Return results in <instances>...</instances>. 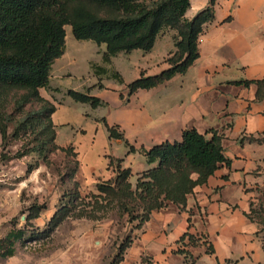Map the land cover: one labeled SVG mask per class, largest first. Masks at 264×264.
I'll use <instances>...</instances> for the list:
<instances>
[{"label":"trees","instance_id":"16d2710c","mask_svg":"<svg viewBox=\"0 0 264 264\" xmlns=\"http://www.w3.org/2000/svg\"><path fill=\"white\" fill-rule=\"evenodd\" d=\"M217 2L209 0L205 9L188 20L185 16L191 8V0H0V135L3 145L8 144L9 128L14 125L12 138L34 137L16 158L35 153L47 161L50 154L60 149L75 159V166L69 174L70 179H74L79 168L78 154L73 146H57L56 126L52 120L57 108L40 93L49 88L52 67L65 54V28L70 26L79 41L106 46L102 59L106 67L96 66V72L98 76L119 83H123L122 75L107 68L113 58L133 51L149 53L164 30L176 32L174 50L165 60L169 67L150 76L142 72L128 85V102L139 90L163 85L175 76L185 74L194 65L200 56V37L206 25L215 20ZM229 84L247 88L255 84L258 87L256 101H264V80ZM68 95L75 102L90 104L94 109L104 105L103 100L92 96L90 90H69ZM34 103L41 104V109L26 113V107ZM23 114L25 116L16 121V117ZM102 121L109 139L123 141L128 154L140 153L152 167L138 173L133 184V170L122 167L123 159L111 158L110 167L117 164L114 178L98 182L95 192L86 196L81 194L80 184L75 182L74 188L64 194L46 231L32 232L27 237L29 223L39 219L46 209L45 206H32L26 226L14 227L0 240L2 258L13 257L17 243L48 239L70 218L98 221L108 211L116 210L141 230L155 211L167 209L171 204L186 211L188 197L197 187L207 185L222 166H232L233 161L225 155L223 137L215 130L209 131L211 137H208L195 128L186 129L180 142L166 141L151 149H137L126 139L120 126L109 125L105 118ZM238 143L241 146L246 143L262 146L264 133L242 136ZM190 213L187 231L176 241L180 248L173 252L183 257V264L197 263L192 249L207 247V255H216L208 234L191 232ZM131 244V238L122 243L111 264H121Z\"/></svg>","mask_w":264,"mask_h":264},{"label":"rangeland","instance_id":"374dc122","mask_svg":"<svg viewBox=\"0 0 264 264\" xmlns=\"http://www.w3.org/2000/svg\"><path fill=\"white\" fill-rule=\"evenodd\" d=\"M65 29V54L52 67L49 88L40 93L57 108L52 116L56 144L59 148L74 147L78 154V172L74 179H70L75 159L60 149L50 154L47 161L35 153L16 158L34 137L26 135L14 139L15 126H10L6 146L0 135V240L14 227L26 226L29 210L34 205L46 209L39 219L29 223L27 237L32 232H45L64 194L74 188L75 182L80 184L79 191L86 196L95 192L98 182L115 177L117 164L110 167L111 158L123 159L122 167L133 168V184L137 181L138 171L144 170L147 164L143 155L127 156L128 150L123 143L109 139L102 119L111 125V121L121 115L113 99L108 101L98 96L104 105L94 109L90 104L77 103L69 97V90L101 89L102 82L109 84L110 79H102L103 76L96 72V66H105L101 60L105 46L79 41L70 26ZM141 54V51L134 53V57L139 56L138 61H133L134 66L144 62ZM165 68L160 67L158 73ZM123 75L126 95L121 99L127 103L128 85L140 76V71L135 67L129 71L124 69ZM96 93L98 91L95 96ZM41 106L34 103L27 106L25 112L38 111ZM24 116H17L16 121ZM255 156L252 181L244 187L243 195L236 193L238 201L228 204V213L224 214L229 222L223 224L217 220L211 223L207 211L200 210L199 214L197 210L186 212L188 216L191 214V232L208 234L216 249L213 256L206 254L207 247L192 249L198 259L196 264H264V147L256 149ZM30 167L32 171H29ZM176 207L170 205L167 209L155 211L141 230L116 210L108 211L98 221L70 218L44 241L17 243L15 255L8 259L0 255V264H111L119 247L128 238L132 239V244L121 264H183V257L173 253L180 248L176 241L181 236L175 240L177 228H174V220L167 219L170 213L177 211Z\"/></svg>","mask_w":264,"mask_h":264},{"label":"crops","instance_id":"0c3cea01","mask_svg":"<svg viewBox=\"0 0 264 264\" xmlns=\"http://www.w3.org/2000/svg\"><path fill=\"white\" fill-rule=\"evenodd\" d=\"M208 4L209 0H191L185 17L193 19ZM175 36V31L164 30L154 49L141 54L144 62L137 66L133 63L139 60V56H133L137 51L113 58L107 68L119 72L123 83L110 79L109 84L102 82L104 89L96 88L91 95L95 96L98 91L95 97L113 99L121 115L111 121V126H120L126 139L137 149H151L166 141L180 142L183 131L191 128L208 137H211L208 132L215 130L223 137L225 155L233 161L232 166H222L207 185L197 187L188 197L185 212L175 206L177 211L167 216L174 220L176 240L187 231V211L197 210L198 214L200 210L207 211L209 222H227L224 214L228 213V204L238 201L236 193L243 195L244 187L252 181L257 160L255 151L264 145L241 146L238 140L264 133V101H256L255 84L247 88L229 83L264 80V0H218L215 20L206 25L200 37V56L194 65L185 74L156 88L139 90L124 102L121 99L126 95L124 69L129 71L135 67L140 75L145 72L147 76L158 74L160 67L167 69L165 60L174 50ZM105 51L106 46L101 60ZM115 141L124 144L121 140ZM127 156H130L128 151ZM151 167L146 164L138 172Z\"/></svg>","mask_w":264,"mask_h":264},{"label":"built area","instance_id":"2783aa9c","mask_svg":"<svg viewBox=\"0 0 264 264\" xmlns=\"http://www.w3.org/2000/svg\"><path fill=\"white\" fill-rule=\"evenodd\" d=\"M200 41V40H199Z\"/></svg>","mask_w":264,"mask_h":264}]
</instances>
